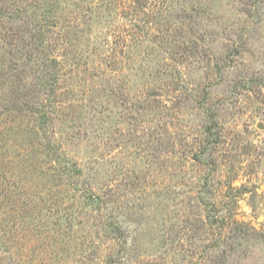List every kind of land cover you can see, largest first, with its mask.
I'll list each match as a JSON object with an SVG mask.
<instances>
[{
	"label": "rangeland",
	"instance_id": "1",
	"mask_svg": "<svg viewBox=\"0 0 264 264\" xmlns=\"http://www.w3.org/2000/svg\"><path fill=\"white\" fill-rule=\"evenodd\" d=\"M0 264H264V0H0Z\"/></svg>",
	"mask_w": 264,
	"mask_h": 264
},
{
	"label": "water",
	"instance_id": "2",
	"mask_svg": "<svg viewBox=\"0 0 264 264\" xmlns=\"http://www.w3.org/2000/svg\"><path fill=\"white\" fill-rule=\"evenodd\" d=\"M258 128H262V126L260 125V124H258V126H257Z\"/></svg>",
	"mask_w": 264,
	"mask_h": 264
}]
</instances>
